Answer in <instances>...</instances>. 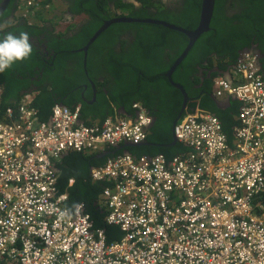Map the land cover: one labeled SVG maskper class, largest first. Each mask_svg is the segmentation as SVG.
<instances>
[{
    "label": "built area",
    "instance_id": "obj_1",
    "mask_svg": "<svg viewBox=\"0 0 264 264\" xmlns=\"http://www.w3.org/2000/svg\"><path fill=\"white\" fill-rule=\"evenodd\" d=\"M243 56L234 83L213 81V99L240 103L229 137L214 114L186 110L173 126L185 153H123L90 171L105 184L116 242L82 203L67 206L54 163L144 142L147 110L134 103L131 115L94 125L80 122V106L54 105L42 122L30 95L0 110V264H264V79L255 56Z\"/></svg>",
    "mask_w": 264,
    "mask_h": 264
},
{
    "label": "trees",
    "instance_id": "obj_2",
    "mask_svg": "<svg viewBox=\"0 0 264 264\" xmlns=\"http://www.w3.org/2000/svg\"><path fill=\"white\" fill-rule=\"evenodd\" d=\"M67 1L71 12L87 16L86 22L71 37L48 32V52L56 55L52 66L49 65L52 60L49 59L45 64V56L33 47L30 58L16 62L1 73L0 110L14 106L20 99L21 91L36 89L38 94L33 107L38 110L41 120L49 118L50 109L58 104L71 109L80 105V120L102 121L110 115L111 109L100 113L94 109L91 111L93 115H89L85 103L79 97L81 90L77 87L89 80L96 88L98 100H105L129 112L134 103H140L154 119L146 141L161 147L129 148L131 155L162 154L170 158L185 153L186 149L180 144L165 148L172 141L173 122L180 113L183 97L164 75L188 44L186 36L162 26L119 23L110 26L89 47L85 70L82 67V53L76 51L86 45L104 21L117 16L111 11V6L122 12L119 16L136 20H161L194 30L199 19L201 0H175L177 6L170 9H166L160 0H131L137 6L125 0ZM47 3L48 0H44L41 5ZM16 4V0H12L1 17L13 16ZM11 28L12 32H27L29 36L48 31L28 25L25 20L18 21ZM252 45H256L263 54L260 64L264 78V0H215L209 31L198 38L171 76L172 82L179 84L188 97L186 110L190 111L197 105L214 114L222 122L223 131L228 137L230 130L237 125L232 115L237 114L240 103L232 100L226 110H220L211 97L212 79L217 74L214 73L209 80L205 79L201 87V77L205 78L206 73L200 75L199 72L213 66L221 70L228 69L236 63L238 52ZM76 60L77 64H72ZM41 70V81L29 88L28 77L38 75ZM89 123L85 122L86 125ZM120 153L101 159H95V155L69 153L57 164L61 191L69 179L74 180L68 189L67 203L69 206L83 203L93 228L104 229L107 243L119 240L121 232L117 227L105 223L104 211L95 204L105 184H92L89 170Z\"/></svg>",
    "mask_w": 264,
    "mask_h": 264
},
{
    "label": "crops",
    "instance_id": "obj_3",
    "mask_svg": "<svg viewBox=\"0 0 264 264\" xmlns=\"http://www.w3.org/2000/svg\"><path fill=\"white\" fill-rule=\"evenodd\" d=\"M50 2V0H48V3ZM52 3H53V1H52ZM39 11V10H38ZM41 13H37L35 16H34V18H35V20L33 21V19L34 18H32L31 19V17L29 18V19H22V20H25V22L28 24V23H30V24H33V25H40V24H44V23H46V22H49V24H52L53 26H54V28H57V27H59V29L60 30H64V31H66V30H68L70 27H73L74 25H76V24H78V23H80L81 21H82V19L84 18L83 16H80V17H72V16H69V15H67V14H62V15H56V18L58 17V19H59V22H57L58 23V26H57V23L56 24H54V23H51L50 22V20L49 19H51L49 16L50 15H55V12L54 13H50V11L49 12H46V13H48V14H46V16H44L43 15V12H44V10H42V11H40ZM40 15H41V17H40ZM24 17V15L22 14V13H17V14H15L14 15V18H16V19H20V18H23ZM48 18V19H47ZM64 28H66V29H64ZM64 31L62 32V31H60V33L59 34H64ZM82 67H83V63H82ZM83 69H84V67H83ZM85 70V69H84ZM231 75L232 76H230V75H228V78L230 79V81L232 82L233 80H235L236 78L235 77H233V74H232V72H231ZM91 82V81H90ZM91 84H92V82H91ZM92 85H94V84H92ZM85 88H88L87 89V91H85V94L87 93L88 95H89V97L91 96V99H92V102H89V103H87V104H85V106L87 107V109H86V113H89V115H93V113L91 112L92 110H94V109H96L97 111H96V113H100V112H102V111H105V112H107L108 110H110L111 109V113H110V115H108V116H106V118L107 117H113V118H118V119H121V118H124L125 116H129V115H131L132 113H133V111H132V109L130 110V112L129 111H126L123 107H119V106H117V105H115V104H112V103H110V104H108L107 103V101H105V100H98L97 99V97H96V88L94 87V86H90V85H88V87H86L85 86ZM1 87H0V93H1ZM81 90V89H80ZM98 90V89H97ZM81 93V92H80ZM37 94H38V92H37V90L36 89H30V90H28L27 92L26 91H21L20 92V99L23 97V96H26V95H30L29 97L31 98V100H32V105H33V103H34V100H35V97L37 96ZM79 97H80V95H79ZM88 97V98H89ZM65 98H66V96H65ZM80 99L82 100V102L84 101L81 97H80ZM90 99V100H91ZM228 100V105H224V107L223 108H220V110H226L228 107H229V105H230V102L232 101V99H229V98H224V99H222L220 102H226ZM218 102V101H217ZM182 103H183V101H182ZM78 106V105H77ZM80 106V105H79ZM195 108H199L200 110H203V111H206L204 108H201V107H199V106H197V105H195V107L193 108V109H195ZM52 109V108H51ZM51 109H50V111H51ZM192 109V110H193ZM208 112V111H207ZM49 114H51L50 112H49ZM236 115H232V119L237 123V121H236ZM49 119H50V115H49V118H47L45 121L44 120H41L40 119V117H39V120L40 121H42V122H49ZM82 122H90L89 123V125H94V124H96V123H98V122H100V121H98V120H92V119H87L86 121H83L82 120ZM149 130H150V128H148V133H149ZM172 143H173V138H172V141L169 143V145H167L165 148H171V147H174V146H176L177 145V143L175 144V145H172ZM124 144H121V145H119V146H123ZM118 147V146H117ZM134 147H153V148H158V147H161L160 145H158V144H151V143H149L148 141H145L144 142V145H141V146H131V147H123V148H121L119 151H117V152H121L120 154H130L129 153V151H128V149L129 148H134ZM114 148H112V149H109V148H104L103 150H101V151H99V152H93V153H91V154H88V153H80V154H83V155H95V159H101V158H96V156L98 155V154H100V153H102V152H104V151H107V150H113ZM69 153H76V152H68V153H65V154H63L61 157H60V159L56 162V163H54V171H55V174H56V176H57V178L59 179V170H58V168H57V164L60 162V160L61 159H63L65 156H67ZM183 153V152H182ZM182 153H179V154H176V155H180V154H182ZM131 155V154H130ZM156 155H158V154H156ZM108 156H110V155H108ZM141 156V155H140ZM148 156V155H147ZM152 156H155V155H152ZM151 156V157H152ZM175 156V155H174ZM173 157V156H172ZM102 158H104V157H102ZM104 164V163H103ZM102 164V165H103ZM97 167H99V166H97ZM93 168H96V167H91L90 168V170H89V180H90V182L93 184V183H98V182H93L92 180H91V178H90V171L93 169ZM58 179H57V191H58V193L59 194H67V196H68V189L74 184V180L71 178V179H69L68 180V182H67V186H65V188H63V191H61V188H60V185H59V181H58ZM104 188V187H103ZM103 190V189H102ZM101 195H102V191H101V193L99 194V196H98V199H97V201H96V205L98 206V208H100L102 211H104V214H105V217H106V214H107V209H106V207H105V205H104V203H103V200H102V198H101ZM68 198H69V196H68ZM68 204V203H67ZM83 204V203H82ZM75 205V204H74ZM74 205H71V206H69V204L67 205L70 209L74 206ZM104 221H105V218H104ZM120 240V239H119ZM119 240H115V241H112V242H116V241H119Z\"/></svg>",
    "mask_w": 264,
    "mask_h": 264
},
{
    "label": "water",
    "instance_id": "obj_4",
    "mask_svg": "<svg viewBox=\"0 0 264 264\" xmlns=\"http://www.w3.org/2000/svg\"><path fill=\"white\" fill-rule=\"evenodd\" d=\"M11 0H1L0 3V16L4 13L6 10L7 6L9 5ZM214 6H215V0H201V6H200V12H199V20L197 23V26L194 30H186L181 27H177L175 25L168 24L164 21H158V20H151V19H145V20H136L132 18H128L126 16H119V17H114L109 20H106L103 22L102 26L93 34V36L89 39V41L86 43V45L77 50L76 52L78 53H83L84 58L86 59V54L88 52L89 47L95 42V40L104 32L106 31L110 26L114 24H128V23H141V24H150V25H156V26H162L168 30L171 31H176L184 36H186L188 40V44L186 45L185 49L183 52L180 54V56L175 60V62L172 64L170 69L165 73V77L168 79L169 83L171 84L172 87L175 89L179 90L182 94L183 97V103H182V108L180 110V113L178 114L176 120L173 122V126L175 125L176 121L180 118L181 114L185 111L187 102H188V97L183 91L182 87L179 84H175L171 80V76L175 69L180 65V63L184 60V58L187 56L189 53L190 49L193 47L194 43L196 40L204 33H207L209 31V25L212 20L213 16V11H214ZM242 52V51H241ZM240 52V53H241ZM85 59L83 61V67H85ZM213 72H217L218 75L224 76V78L228 77V72L227 71H218L214 70ZM218 108H223L224 105H228V100L226 102H215ZM62 106V105H61ZM154 122V120H153ZM152 122V125H153ZM151 125V126H152ZM173 138V143L172 145L176 144V140L172 134ZM144 145V143L140 144H124L123 146H118L115 147L113 150H107L104 151L96 156V158H102L108 155H114L117 151H119L123 147H131V146H141Z\"/></svg>",
    "mask_w": 264,
    "mask_h": 264
},
{
    "label": "flooded vegetation",
    "instance_id": "obj_5",
    "mask_svg": "<svg viewBox=\"0 0 264 264\" xmlns=\"http://www.w3.org/2000/svg\"><path fill=\"white\" fill-rule=\"evenodd\" d=\"M52 1L54 2L55 0H50V2L46 5L45 9H35L34 11L31 12V19L34 18V16L38 13V10L39 11H42L44 10V13L46 12H49L50 13H54L55 12V15H62V14H67L69 16H72V17H80V16H83L84 18L82 19V21L76 25H74L73 27H70L68 30L64 31L63 29L60 30L59 27L57 28H54V26L52 24H49L48 22L46 23H42L40 25H36L38 27H41V28H45L47 29L48 31H44V32H41V33H38L34 36H30L31 37V42H32V45L35 49H37V52L41 53L43 56H45V64L48 63V60L51 59L52 62L49 64L50 66L53 65V61L55 60L56 58V55L53 54V52H48V49H47V34L48 32H52L53 35H57L60 33V31H64V34L66 37H71L74 32L76 30L79 29V27L84 24L87 20V16L80 13L79 15L78 14H74L73 12H71V10L69 9V3L67 0H56L58 2V5L56 6L55 10L53 12H51V8H52ZM126 2H133L134 5H138L136 2L134 1H131V0H125ZM161 4L164 5V7H166V9H170V8H175L177 5H176V1L175 0H160ZM112 7V6H111ZM8 8V7H7ZM7 10V9H6ZM111 11L117 15H121L122 12L120 10H116L112 7ZM41 17V15H40ZM36 18V17H35ZM35 18L33 19V21L35 20ZM2 20V21H1ZM13 19H12V15L10 16H7L5 18L3 17H0V39H3V36L6 34V33H13V34H19L21 32H12L10 31L12 28V26L16 25L18 23V21H14V22H11ZM28 25H31L30 23H28ZM33 25V24H32ZM66 29V28H64ZM128 34L126 35V38H127ZM118 47V46H117ZM250 50L252 52H254L255 54L258 55V58H260V60L263 58V54L261 53V51L258 49V47L256 45H252ZM82 63L84 61V55L82 53ZM81 59V58H80ZM77 61H72V64H77ZM88 63H87V54H86V59H85V67L84 69L87 67ZM260 71H261V64H260ZM214 70H218L220 71L221 69H219L218 67L216 66H213V67H210V68H204L202 70H200L199 74L202 75L204 72L206 73V76L205 78L204 77H201V84L200 86L202 87V82L206 79V80H209L211 78H213L212 76L214 75L215 72H213ZM86 74V72H85ZM165 76V75H164ZM2 77V74L0 73V79ZM43 77V70H41L39 72V74H34L33 76L31 77H28V81H29V88H33V84L35 83H39L41 81ZM88 85L90 86H94L91 84V82L89 80H87V83L86 84H81L80 86L77 87V89H81V93H80V97L84 100L83 102L85 104L89 103V102H92V99H91V96L89 97L88 94H85V91H87L88 88H85L88 87ZM1 86V85H0ZM89 97V98H88ZM91 99V100H90ZM155 105H157V103H155ZM155 112H157V110H154Z\"/></svg>",
    "mask_w": 264,
    "mask_h": 264
},
{
    "label": "clouds",
    "instance_id": "obj_6",
    "mask_svg": "<svg viewBox=\"0 0 264 264\" xmlns=\"http://www.w3.org/2000/svg\"><path fill=\"white\" fill-rule=\"evenodd\" d=\"M12 1V0H11ZM10 1V2H11ZM42 1L44 0H36V5L30 7L27 11H29L28 13H25L24 10L25 7H26V0H16V11L15 13H13V16H12V21L11 22H14V21H18V20H22V19H29L31 17V12L34 11L35 9H45L46 5L42 6L41 3ZM10 4V3H9ZM9 6V5H8ZM7 6V7H8ZM114 8V6H112ZM112 7H110L112 9ZM7 9V8H6ZM115 9V8H114ZM6 11V10H5ZM4 11V12H5ZM116 11V10H115ZM17 13H22L24 15L23 18H20V19H16L14 18V15L17 14ZM3 15V14H2ZM1 15V16H2ZM117 15V14H116ZM0 16V17H1ZM116 17H119V15H117ZM114 18V17H112ZM199 20V19H198ZM158 21H161V20H158ZM198 40V39H197ZM196 40V41H197ZM195 44V43H194ZM242 51V52H241ZM32 52H33V45H32V42H31V37L29 36V34L27 32H21L19 33L18 35L17 34H13V33H6L4 36H3V39H0V73H3L6 69H9L12 67L13 64H15L16 62L18 61H23V60H26L28 58H30V56L32 55ZM241 52V53H240ZM245 53H251L252 56H255L256 58V64H257V67H258V70L259 72L261 73L260 71V58H258V55L255 54L254 52H252L249 49H242L238 52V57H237V61L236 63L229 67L228 69L226 70H220V71H227L228 72V75L232 76L231 75V72L233 70V67L237 64L238 61H242L244 56L243 54ZM215 74H217L215 78L212 79V88H213V81L216 79V78H224V76L222 75H218L217 72H215ZM262 74V73H261ZM263 77V76H262ZM226 79L227 81H230V79L228 77L224 78ZM264 79V78H263ZM233 83L235 82V80L232 81ZM181 93V92H180ZM211 97H212V94H211ZM213 99V97H212ZM231 99V98H229ZM215 102H217V100L213 99ZM233 100V99H232ZM236 101V100H235ZM220 102V101H218ZM58 105V104H56ZM79 106V105H78ZM187 107V106H186ZM186 111V109H185ZM184 111V112H185ZM183 112V113H184ZM182 113V114H183ZM149 114V113H148ZM181 114V115H182ZM152 118V117H151ZM153 118H152V122H153ZM80 122H82V120H80ZM83 124H85L84 122H82ZM154 123V122H153ZM152 125V123H151ZM151 125L149 126V128H151ZM172 134H173V127H172ZM148 136V135H147ZM147 139V138H146ZM146 141V140H145ZM144 141V142H145ZM144 142H141V143H144ZM124 144H128V143H124ZM133 144V143H132ZM140 144V143H138ZM179 144V143H177ZM176 156V155H175ZM63 215V214H62Z\"/></svg>",
    "mask_w": 264,
    "mask_h": 264
},
{
    "label": "rangeland",
    "instance_id": "obj_7",
    "mask_svg": "<svg viewBox=\"0 0 264 264\" xmlns=\"http://www.w3.org/2000/svg\"><path fill=\"white\" fill-rule=\"evenodd\" d=\"M52 8H51V12H53L54 10H55V8H56V6L58 5V2L55 0L53 3H52ZM45 14V15H44ZM46 14H48V13H44L43 12V15L44 16H46ZM51 19H49L50 20V22L51 23H54V24H56L57 22H59V19H58V17L56 18V15H50L49 16ZM48 19V18H47ZM57 21V22H56ZM49 23V22H48ZM57 26H58V23H57Z\"/></svg>",
    "mask_w": 264,
    "mask_h": 264
}]
</instances>
